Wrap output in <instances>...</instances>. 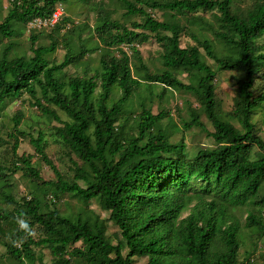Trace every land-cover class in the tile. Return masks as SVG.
<instances>
[{
  "label": "trees",
  "instance_id": "obj_1",
  "mask_svg": "<svg viewBox=\"0 0 264 264\" xmlns=\"http://www.w3.org/2000/svg\"><path fill=\"white\" fill-rule=\"evenodd\" d=\"M108 1L123 13L112 20L110 12L98 7L91 33L101 51L97 67L68 76L63 69L83 66L85 54L92 51L87 40L75 47L64 38L76 29L71 20L60 15L48 28L45 46H36L30 34L29 57H9L15 45L11 40L20 36L13 26L47 20L59 5L88 0L7 1L0 20V113L7 103L27 96L39 115L55 122L49 136L76 162L70 161L69 184L44 153L45 135L19 131L23 114H13L5 143L11 160L0 162V245L5 256L13 264H33L34 249H45L48 264H133L134 258H144L145 264L249 263L248 258L237 259L245 232L264 236V195L257 196L264 182V119L262 137L251 120L255 109L264 108V92L254 96L255 82L264 80V0H253L247 17L239 0ZM153 11L163 20L154 18ZM207 32L212 40L204 37ZM182 36L191 44L181 47ZM150 39L159 47L160 68L154 73L134 47ZM58 45H63L62 60L49 62L47 56ZM217 72L239 75L226 113L215 97ZM183 73L186 84L177 78ZM150 85L160 86L161 94H190L198 108L188 110L182 128L203 130L202 114L212 128L206 135L214 147L189 158L182 142L172 144L162 129L155 130L169 113L152 114L146 106L140 90L151 97ZM134 98L136 115L127 111ZM23 139L54 173V181L39 177L31 155H17ZM17 171L32 188L21 197L13 194ZM63 196L80 205L75 214L56 208ZM91 202L107 218L89 226L82 214ZM247 207L241 225L233 211ZM106 222L117 228L118 243L106 235ZM4 229L10 233L7 238L1 236Z\"/></svg>",
  "mask_w": 264,
  "mask_h": 264
},
{
  "label": "rangeland",
  "instance_id": "obj_2",
  "mask_svg": "<svg viewBox=\"0 0 264 264\" xmlns=\"http://www.w3.org/2000/svg\"><path fill=\"white\" fill-rule=\"evenodd\" d=\"M8 0H0V20L5 16ZM253 0H239L238 7L243 11L245 17L253 12ZM101 6V10L104 12H110V18L120 19V14L123 13L121 7L115 1L108 0H88V2H71L69 4L59 5L56 7L59 15L67 17L71 20L73 27H76L72 34L65 35L64 38L77 47L81 42L87 40L86 47L92 49L83 58V66H68L63 69V74L65 76L81 74V72L86 67L90 72L97 67V61L100 56V46L96 42L94 36H91L92 27L95 23L96 13L98 7ZM55 9V11H56ZM151 15L157 20H163L160 12L153 11ZM207 18V17H206ZM133 21H139L137 18H133ZM34 21V20H33ZM28 23L26 26L14 25L13 29L20 33L18 38L12 39L11 42L15 43L13 51L10 53L9 57L14 56H30L29 51V35L32 34L36 37V46L47 45V35L49 33L48 28L51 26L46 22L41 23L38 28L34 22ZM70 28L67 26L66 29ZM43 29V30H42ZM81 29V30H80ZM63 33V32H61ZM79 35V36H78ZM91 36V37H90ZM79 37V38H78ZM205 38L212 40V36L207 32L204 36ZM80 39V40H79ZM213 42V41H212ZM7 43V42H5ZM187 44H191L188 38L181 37L180 46L184 47ZM216 45V42H213ZM135 49L139 53L143 64L147 67L150 73L158 71L160 68L158 62L159 47L155 42L150 39L146 43L141 45H134ZM217 48V47H216ZM125 49V48H124ZM129 54L130 52L127 51ZM64 55L63 45H58L54 52L47 56V60L52 63H59ZM207 64L213 67L211 61H207ZM190 73V72H189ZM194 74V72H191ZM190 73V74H191ZM238 74L232 72H217L215 76V97L219 101L221 110L226 113L231 109V99L234 95L235 84L234 78L238 77ZM177 78L184 84L187 83L186 74H180ZM264 88V80H257L255 82L254 96L258 95ZM144 89V88H143ZM140 90V95L146 97V106L150 107L152 114H157L160 111L168 112V118H163L159 125H154V129H162L164 134L168 137V141L172 144L183 143L185 149V155L191 157L197 150L203 148H213L212 140L206 135L212 132L210 123L205 119V117L200 114L199 121L203 126V130L198 128H192L188 131L183 130L182 123L186 122L188 119V110L197 109V103L194 98L184 92L180 91H166L161 94V87L156 85H150L149 90L151 92V97L148 96L144 90ZM112 97L114 100L118 97V92L113 91ZM190 107V108H188ZM137 100L132 99V104L127 111H132V114L136 115L138 112ZM16 111H20L23 114L22 121L18 126V130L24 132L32 137L35 136L37 131L42 132L45 135L46 146L44 148V153L47 159L52 163L54 168L60 173L62 179L70 184L72 172H70L72 166L70 161L76 162L75 158L71 156L69 161L67 158V153L65 149L56 143L52 137L49 136L50 128L56 126L55 122L48 118H44L37 110L30 105V99L27 96H22L18 100L7 103L0 113V162L1 164H9L11 160V154L9 151V145L5 144L8 141L7 133L11 130L10 119L15 114ZM58 117L64 120L65 117L57 112ZM263 119H264V108L259 107L253 111L251 120L254 123L257 134L262 137L263 130ZM232 124L238 128V125L232 121ZM256 150L253 149V152ZM17 155H31V166L38 172L39 177L44 181H54V173L40 162L37 157L33 154L31 146L28 144L27 139L19 140V144L16 150ZM12 183L15 187L13 194L17 197L25 196L28 190H32L29 182L25 179L20 171H17L12 177ZM75 183H78L77 181ZM264 195V182L260 185L257 196ZM49 199V198H48ZM49 203V202H48ZM51 204V203H50ZM80 205L68 196H63L60 198L59 202L56 203V208L64 215L75 214L78 211ZM4 205L0 202V208ZM249 208H241L233 211L234 216L238 219L239 223L243 225L244 217L246 211ZM188 208L181 217L188 214ZM89 226H91L95 221L101 222L107 218V213L101 211L95 202L88 204L87 209L82 214ZM106 235L110 238L113 244L118 243L119 233L117 228L110 222L105 223ZM243 230V228H242ZM244 233V232H243ZM9 231L4 229L1 231V236L7 238L9 236ZM247 237L242 239L241 246L238 250V262L243 259L248 258L249 263L247 264H264V236L261 238H255L250 236L249 232H245ZM77 246V245H76ZM125 253V251H122ZM33 264H38V260L42 263L48 264L50 261V255L45 249H34L32 252ZM133 264H145L146 260L143 259H133ZM30 262H27L29 264ZM0 264H13L12 261L7 259L5 256L4 248L0 245Z\"/></svg>",
  "mask_w": 264,
  "mask_h": 264
},
{
  "label": "built area",
  "instance_id": "obj_3",
  "mask_svg": "<svg viewBox=\"0 0 264 264\" xmlns=\"http://www.w3.org/2000/svg\"><path fill=\"white\" fill-rule=\"evenodd\" d=\"M59 13H58V11H57V9H56V11L54 10V12L51 14V16H50V18L49 19H47V20H38V19H36V20H34L33 22L36 24V26L39 28L40 27V24L41 23H48L50 26H52L56 21H57V19L59 18Z\"/></svg>",
  "mask_w": 264,
  "mask_h": 264
}]
</instances>
